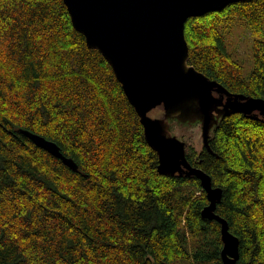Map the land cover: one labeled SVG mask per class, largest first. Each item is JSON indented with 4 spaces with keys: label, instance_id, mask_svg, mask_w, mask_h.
I'll return each mask as SVG.
<instances>
[{
    "label": "trees",
    "instance_id": "1",
    "mask_svg": "<svg viewBox=\"0 0 264 264\" xmlns=\"http://www.w3.org/2000/svg\"><path fill=\"white\" fill-rule=\"evenodd\" d=\"M245 19L253 69L222 26ZM189 64L231 92L264 98V0L186 22ZM55 141L62 159L20 132ZM189 161L223 189L217 213L240 240L237 264H264V121L220 120ZM158 154L113 68L87 45L64 0H0V264H223L221 224L196 176L158 170Z\"/></svg>",
    "mask_w": 264,
    "mask_h": 264
},
{
    "label": "water",
    "instance_id": "2",
    "mask_svg": "<svg viewBox=\"0 0 264 264\" xmlns=\"http://www.w3.org/2000/svg\"><path fill=\"white\" fill-rule=\"evenodd\" d=\"M240 1L244 0H64L74 27L90 48L101 52L122 84L147 142L158 154L159 172L200 179L209 200L202 215L221 224L223 264H237L240 259V240L217 213L223 189L189 161L187 142L175 131L198 125L203 146L216 154L210 145L211 131L221 119L242 113L264 121L263 97L231 92L189 64L188 19ZM159 106L163 115L152 117L150 112ZM20 132L73 170L79 169L55 141L27 129Z\"/></svg>",
    "mask_w": 264,
    "mask_h": 264
},
{
    "label": "rangeland",
    "instance_id": "3",
    "mask_svg": "<svg viewBox=\"0 0 264 264\" xmlns=\"http://www.w3.org/2000/svg\"><path fill=\"white\" fill-rule=\"evenodd\" d=\"M230 30L224 29L222 26L220 30L226 37V45L230 53L237 59L245 70V76L248 77L253 69V36L249 25L245 19H236ZM163 107L159 106L150 112L152 117H161L163 115ZM177 133L182 138H189L190 142L200 149L203 146L201 139V129L197 126H190L184 131L176 129Z\"/></svg>",
    "mask_w": 264,
    "mask_h": 264
}]
</instances>
